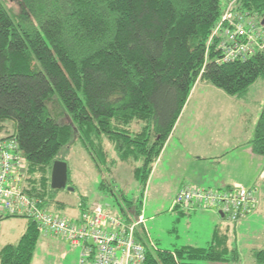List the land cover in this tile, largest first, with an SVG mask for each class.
<instances>
[{"label": "trees", "instance_id": "16d2710c", "mask_svg": "<svg viewBox=\"0 0 264 264\" xmlns=\"http://www.w3.org/2000/svg\"><path fill=\"white\" fill-rule=\"evenodd\" d=\"M10 1L0 0V142H15L26 163L23 190L49 212L64 206L51 174L74 141L101 174L130 166L144 195L199 82L244 98L264 80L263 51L225 61L217 41L209 45L229 3L264 20V0H13L19 15ZM251 147L264 158V105ZM119 205L125 217L143 212L124 196ZM13 218L26 219L27 230L0 249V264H32L39 225L28 217L5 219ZM230 231L217 226L207 247L175 251L145 246V231L146 240L136 236L146 247L144 264H241ZM252 254L264 264V249Z\"/></svg>", "mask_w": 264, "mask_h": 264}, {"label": "rangeland", "instance_id": "374dc122", "mask_svg": "<svg viewBox=\"0 0 264 264\" xmlns=\"http://www.w3.org/2000/svg\"><path fill=\"white\" fill-rule=\"evenodd\" d=\"M14 14H20V5L17 1L11 0L8 4ZM233 97L226 94L224 91L216 88L211 83L199 82L192 90L188 104L182 115L183 120L181 125L189 124L187 119L191 116L206 117L207 123H194L190 127L191 139L199 140V135L207 136L209 129L211 130L216 124V116L231 115L229 109L232 105ZM264 101V80H259L252 86L248 94L247 100L243 103L248 106L249 111L255 112L260 106L261 110ZM262 103V105H260ZM230 111V112H229ZM196 125V126H195ZM225 134L229 133L227 128L228 121L223 122ZM182 128H180L181 130ZM233 132V126L230 128ZM178 136V134H176ZM178 138H175L170 144L169 149L178 145ZM108 148L111 146L108 144ZM65 162L68 164L70 171L68 188L60 189L55 192V198L58 202L63 203L67 208H77L79 204L86 201L89 205L98 203L102 208L115 215H122L120 208L121 197L124 196L129 201H133L134 206L142 207L143 212L139 216H144L145 226L139 225L137 231L141 233L143 239H151L161 251H175L183 246H195L204 248L207 247L214 233V228L209 227L207 222H211L208 216H203L209 210L205 209H186L173 207L174 187L162 185L158 177L159 170H153L148 184L145 188V193H142L140 183L134 179L133 170L126 164H118L114 172H105L101 174L97 169L92 157L83 147L80 141H74L63 152ZM106 186L101 189L102 183ZM259 187L260 196H264V170L259 169L256 177L249 184L243 185L245 188ZM114 187V188H113ZM113 189L116 196L109 192ZM260 199V197H259ZM97 206V205H95ZM63 217L71 220L74 214L67 213L66 210L58 211ZM215 213V212H214ZM264 213V211H263ZM127 222L133 223L139 217L136 213H127ZM81 216V215H80ZM123 216V215H122ZM261 218V216H260ZM25 221L24 218H19ZM264 220V214L263 218ZM215 222L220 226H230L227 220L215 216ZM264 232V226L261 227ZM231 242L234 247H238L242 256L241 264H256L255 260L250 256V239L246 237L249 233H245L240 229L239 234L231 228ZM144 231L146 236H144ZM49 236V235H48ZM251 236V235H250ZM260 241H264V233L259 235ZM209 240V243L207 241ZM145 246H151L147 241H142ZM81 263V247H74L72 244L59 237H41L37 249L34 254L32 264H80Z\"/></svg>", "mask_w": 264, "mask_h": 264}, {"label": "built area", "instance_id": "2783aa9c", "mask_svg": "<svg viewBox=\"0 0 264 264\" xmlns=\"http://www.w3.org/2000/svg\"><path fill=\"white\" fill-rule=\"evenodd\" d=\"M216 41L225 61L264 52V20L258 15L240 12L233 1L214 28L209 45ZM25 164L15 142H0V223L8 217L35 220L41 234L81 247L80 264H144L146 247L136 236L137 227L145 223L143 215L129 224L124 216L115 215L100 205L83 211L76 220L49 212L41 208L40 201L25 194ZM259 201L256 188L206 189L189 185L177 193L173 206L216 210L227 221L238 223L256 212Z\"/></svg>", "mask_w": 264, "mask_h": 264}, {"label": "crops", "instance_id": "0c3cea01", "mask_svg": "<svg viewBox=\"0 0 264 264\" xmlns=\"http://www.w3.org/2000/svg\"><path fill=\"white\" fill-rule=\"evenodd\" d=\"M247 98L248 95L244 98L233 97L234 100L231 101L232 105L229 108L232 114L216 116V124L211 130L209 129V136L200 134L199 140L190 138V127L193 128L191 124L193 125L195 122L200 124L207 123L206 117L204 115L201 117L198 115H196L197 117L190 116L187 119V123L189 124L181 125L184 116L181 115L153 169L155 172L159 170L158 177L162 185L172 184L174 187V199L177 192L185 185H199L210 189L243 186L253 181L259 169L264 170V158L256 156L252 152L251 147L254 131L261 114V106L255 112L249 111L248 106L243 103ZM225 121L229 123L227 128L229 133L227 134L223 130V122ZM232 126L235 129L234 132L230 130ZM180 128L182 129L180 130ZM175 138H178V145L175 144L174 147L169 149L170 144ZM252 188L258 190L260 197V203L256 212L247 219L232 224L233 227L231 228L238 234L240 229L244 230L245 233H249L246 238L250 239L252 243L249 252L253 258L252 252L255 249H264V241L259 240V235L264 233L261 229L264 226V220H262L264 214V196H260L259 187L254 186ZM95 205H98V203L89 205L86 201H83L77 208L69 207L68 209L67 206L61 205L56 212L67 209V213H77L73 217H70L76 220L83 211L91 209ZM189 208L192 210L201 209L196 207ZM212 211L215 213H204L203 216H208L213 220L207 223L209 227H213L215 230L217 226H220L215 222V216L224 218L216 210H209L207 212ZM27 226L28 221H21L19 218L3 220L0 225V249L8 244L17 243L26 232ZM231 231L229 232L230 238ZM42 237L48 238L51 235L42 234ZM147 240L157 249L156 244L151 239ZM207 243H209V240Z\"/></svg>", "mask_w": 264, "mask_h": 264}, {"label": "water", "instance_id": "95a60500", "mask_svg": "<svg viewBox=\"0 0 264 264\" xmlns=\"http://www.w3.org/2000/svg\"><path fill=\"white\" fill-rule=\"evenodd\" d=\"M69 168L65 161L58 160L54 163L51 174V188L53 190L69 189Z\"/></svg>", "mask_w": 264, "mask_h": 264}]
</instances>
